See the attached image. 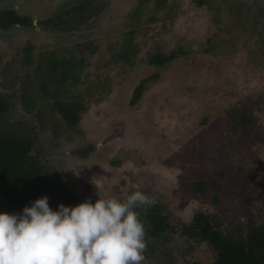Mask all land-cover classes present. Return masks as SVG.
I'll list each match as a JSON object with an SVG mask.
<instances>
[{"label":"rangeland","instance_id":"rangeland-1","mask_svg":"<svg viewBox=\"0 0 264 264\" xmlns=\"http://www.w3.org/2000/svg\"><path fill=\"white\" fill-rule=\"evenodd\" d=\"M258 1L264 4L0 0V9L33 20V27H0V97L9 103L0 134L30 142L47 191L66 187L76 206L99 197L124 200L137 190L155 198L177 231L169 243L146 236L143 264H213L207 245L182 233L198 212L221 231L232 221L264 222V8ZM82 3L65 23L41 25ZM124 40L130 54L121 59ZM27 43L34 46L35 60L53 49L87 58L85 85L95 84L96 74L108 77L102 90L109 100L97 102L93 95L79 130L68 129L55 113L40 122L36 113L52 97L48 103L36 99L32 113L25 109L22 99L30 97L33 77L26 80L20 66ZM175 52L165 66L148 62ZM152 75L158 76L148 81ZM142 84L143 97L132 105ZM66 94L70 99L80 92ZM248 120L251 127H239ZM192 183H204V190L195 193Z\"/></svg>","mask_w":264,"mask_h":264},{"label":"trees","instance_id":"trees-1","mask_svg":"<svg viewBox=\"0 0 264 264\" xmlns=\"http://www.w3.org/2000/svg\"><path fill=\"white\" fill-rule=\"evenodd\" d=\"M167 1L162 0V4ZM194 1L198 7H204L209 4L210 0ZM257 3L262 10L264 4H260L259 1ZM84 7L85 4L82 3L72 10H66L56 15L53 19L44 21L41 25L63 24L65 23L64 17L73 12L81 11ZM236 13H238L237 10ZM17 26L33 27V20L21 17L15 10L0 9V27L9 29ZM231 26L233 27L234 23ZM244 36L246 35L242 33L241 37ZM126 47L127 50L119 55L121 59L128 57L127 53L130 54V45L127 40H124V48ZM34 51V46L27 43L20 53L23 55L20 66L26 74V80H29L32 75L38 80V82H34L32 77V82L28 83L30 97L27 100L22 99L25 109L32 113L36 109L33 108L36 99L48 103L47 98L52 97L53 102L47 105L43 104L36 113L40 122L44 125L47 123L48 114L54 117L57 114L65 121L68 129L79 130L84 114L90 110L92 96L95 95L97 102L109 100L108 97L104 96V90H102L109 83L108 77L100 80V75L96 74V83L85 85L81 80V74L82 71H85L87 58L74 59L72 55L71 57L65 56V54L59 55L53 49L47 55L41 53L35 60ZM177 55V52L172 54L159 53L150 57L148 62L151 65L165 66L175 60ZM33 64L35 65L33 66ZM102 65L100 66H107V64ZM157 76L152 75L147 80L150 81ZM68 81L71 88L66 83ZM99 86L100 91L98 90ZM52 87L55 88L51 89ZM73 91H79L80 94H71L69 99L66 92ZM142 91L143 84L135 89L131 100L132 105L142 99ZM61 97L63 100H59ZM8 106V101L0 97V119L7 111ZM248 121L250 122V120ZM249 122L239 127L248 129L247 126L250 125L251 127L253 124ZM91 149L92 147H89V150ZM31 152L30 142L13 133L0 134V213L20 214L24 207H30L32 202L44 196H47L49 207L53 211L58 210L60 204L66 207H75V198L66 190V187H62L64 191H59L56 188H48L49 191H47L45 172L38 159ZM192 184L191 188L195 193L204 190V183ZM161 209V204L155 203L151 207L135 210L140 214V219L145 225L147 237L154 238L158 243L160 241L169 243L172 239L170 233H175L177 229L170 223L169 218L162 214ZM182 233L185 237L205 243L211 252L213 264H264V222L253 226L241 225L238 221H232L226 230L221 231L212 225L209 216L198 212L190 224L182 226Z\"/></svg>","mask_w":264,"mask_h":264},{"label":"clouds","instance_id":"clouds-1","mask_svg":"<svg viewBox=\"0 0 264 264\" xmlns=\"http://www.w3.org/2000/svg\"><path fill=\"white\" fill-rule=\"evenodd\" d=\"M155 203L137 190L56 211L44 196L20 214L0 213V264H143L146 229L135 209Z\"/></svg>","mask_w":264,"mask_h":264}]
</instances>
